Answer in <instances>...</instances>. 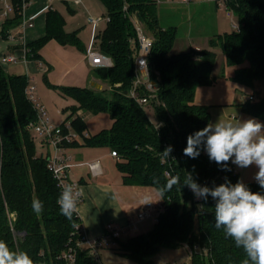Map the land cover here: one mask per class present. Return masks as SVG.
<instances>
[{"label":"trees","instance_id":"1","mask_svg":"<svg viewBox=\"0 0 264 264\" xmlns=\"http://www.w3.org/2000/svg\"><path fill=\"white\" fill-rule=\"evenodd\" d=\"M14 13L4 22L3 35L18 25L22 0H11ZM108 13L107 25L97 31L95 48L112 60L111 68L94 69V76L108 89L58 87L65 97L74 99L71 127L78 138L66 148H108L117 154V169L126 186L152 187L158 193L162 186L178 178L170 191H165L161 211L153 230L144 235L116 239L118 254L139 264H152L151 258L163 248H191L190 264H241L244 253L215 228L214 204L196 199L184 186L187 173L201 186L214 188L225 181L235 184L240 174L231 162L230 171L209 160L201 150L198 158L184 155L187 136L211 122L209 108L195 102L196 91L217 82L214 70L221 48L225 67H235L230 80L251 89L254 101H246L242 110L264 123V0H227L239 26L238 31L216 35L209 48L171 54L178 36L176 27L160 25L157 0H100ZM144 24L154 40L148 56L152 89L138 88L148 104L141 105L130 97L136 73L139 46L133 18ZM86 51L77 32L65 31V19L57 11L47 14L46 36L28 45L29 57L40 60L39 52L50 41ZM224 67V69H225ZM45 79H47L45 77ZM147 82V83H148ZM25 75H9L0 70V240L14 250H26L35 264H103L101 254L94 258L82 243V221L60 214L56 201L62 189L48 169L49 151L36 152L31 126L38 123V111L28 97ZM151 108L155 121L149 116ZM79 111L107 114L113 121L108 130L89 135ZM63 127V126H62ZM65 130V129H64ZM171 145L169 158L162 155ZM174 158V159H173ZM247 186L264 192L257 182ZM34 198L44 202L37 216L31 207ZM200 205H203L201 208ZM75 252V262L63 259Z\"/></svg>","mask_w":264,"mask_h":264},{"label":"crops","instance_id":"2","mask_svg":"<svg viewBox=\"0 0 264 264\" xmlns=\"http://www.w3.org/2000/svg\"><path fill=\"white\" fill-rule=\"evenodd\" d=\"M157 9L160 25L162 23L160 16L161 14L159 13L160 11L162 12L163 9H167V11L169 10V14H171V12L176 16H186V14H188V17H191L189 14L193 13H191L192 10L202 11L201 15L204 17V19H202V25L201 27H199L202 28V32L204 33V35L195 36L194 38L193 30L191 28V30H189L190 34L188 38L190 41L189 43H191L190 48L187 47L186 43L184 42L183 47L180 50L181 52L179 53H184L191 49L196 51L207 49L209 48L210 39L216 35H220L218 33V17L220 16L219 7L212 0L211 3L207 0H157ZM76 10L84 14L85 17L84 23H82V25L77 29L78 32L75 31L77 32L80 40L85 47V44L87 45V38L86 36L84 37L85 32H89L90 28H92L91 35L93 36V44L95 42L97 31L105 28V26H103V19L97 17L99 14L98 0H31L30 3L22 10L20 15L21 19L18 25L13 26L8 30L7 37L3 35L5 19L0 18V70H3L9 75H25L29 81V86L27 87V89L31 87L34 88L33 95L35 97L36 76L38 74H45L46 71L52 68L51 64H49V62L47 63L44 54L45 52L50 53L51 48L57 51V49L59 48L57 46L60 45L54 40L50 41L39 52L41 56L40 60H32L29 57L28 45L46 36L47 14L49 11L59 12L65 19V31L67 33H71L67 30V27L69 25L65 18V14L68 13L67 11L75 12ZM30 19L32 20L33 26L24 29L23 22L29 21ZM91 19H102V21L100 22L98 27H95L91 23ZM161 26L163 28H169V26L166 24ZM170 27H173V25H171ZM203 37H205V39ZM193 38L194 41H192ZM70 47L72 48V46ZM84 54L86 55L87 51H85ZM3 57H13L16 59V62L2 63ZM45 62L48 64V67L45 66ZM91 71L93 72L94 69L91 68ZM232 76L233 75H225L222 80H224V82H229V84H234L235 82L230 80V77ZM92 80L95 81L93 82V85L97 88L104 87V83H102L96 77H94ZM224 84L231 87V85H227V83ZM214 86L207 87L209 91H205L207 92V95L209 97H204V95H202V90L204 88L206 89V87L199 88L196 91L195 95V102L197 104L207 106L209 108L211 116L210 123H215L221 116L225 119L234 118L241 120L254 118L252 116L246 115L242 110L243 104H245L248 97L252 94H243V96L240 97V92L239 90H237L233 95L227 94L231 96V98L229 99V96L224 94L221 89L220 91H218V89H214L216 88ZM231 88L233 89V87ZM227 103H233V108L227 107ZM234 106L238 108L234 109ZM84 113L86 112L79 111L78 115L84 119ZM106 115L107 114L105 113H101L94 116L106 117ZM106 118H109V122L106 125L107 128L103 130H108L113 125V121L110 119V117L108 116ZM84 120L86 122L88 130L87 121L86 119ZM260 122L262 123V121ZM103 130H100L98 133ZM88 131L86 132V134H89ZM98 133L92 134V136L97 135ZM66 150L68 155H70L71 157L70 178L72 181L78 182L80 184V187H82L85 191V196L82 198V201L79 205L80 211L78 214L82 221V233L84 237L91 240L102 238L106 233L107 227H105V225L108 222L120 228L123 232H132L130 231V226L133 222L126 219L125 215L123 214V208L125 207L124 204L126 203L127 199L126 196L121 195L122 191H120L121 186H123L124 184L123 175L118 171L116 166L118 158L113 157L111 155L112 151H110V149L108 148L76 147L67 148ZM110 161L114 162L115 165H113V167L112 164H110ZM92 163H98V175H94L91 172L89 164ZM232 166L236 172H238V169H242L234 164H232ZM257 171L258 169L255 166H251V170L247 175V179L250 180L249 182H247V184L256 182L254 176ZM103 215L108 217V221L103 222L101 220ZM141 222L142 221H139L138 223ZM137 229L138 225L136 223V230ZM128 238L123 239L126 240Z\"/></svg>","mask_w":264,"mask_h":264},{"label":"rangeland","instance_id":"3","mask_svg":"<svg viewBox=\"0 0 264 264\" xmlns=\"http://www.w3.org/2000/svg\"><path fill=\"white\" fill-rule=\"evenodd\" d=\"M99 1V14L98 18H102L104 23L103 26L106 27L107 20H108V13L104 5ZM211 3V0H207ZM203 10V8H202ZM187 11V10H186ZM68 13L65 14V18L68 23L67 30L71 33L77 31L79 26L82 25L85 21L84 14L80 13L79 11H67ZM169 10L163 9L161 14V25H168L169 28L171 25L173 27L176 26L178 28V37L177 41L174 45L171 54H178L181 52V48L183 47L184 42L186 43L187 47L190 48L191 43H189V30H193V36H201L204 35L202 32V19L204 17L201 15L202 11H195L192 10L189 14L191 17L186 16H176L168 13ZM220 16L218 17V33L220 35L229 34L235 31L233 28L232 20L228 17L227 11L225 8L219 7ZM192 18V19H191ZM135 25H139L147 35H149L148 30L145 28L144 24H142L139 20L135 17L133 18ZM200 26V27H199ZM92 28H90L89 32H85L84 37L87 38V45L85 44L86 51H89L92 47V40L93 36L91 35ZM78 32V31H77ZM194 38L192 41H194ZM205 39V37H203ZM193 43V42H192ZM193 45V44H192ZM59 47L57 51L51 48L50 53L45 52L44 57L47 60V63L51 64L52 68L46 71L45 74H38L35 79V98L36 102L34 103L35 106L39 105L42 107L46 113V120L49 121L50 125L54 127H62L65 125H70L71 121L69 118L71 117L73 107H77V102L69 97H65L61 92L60 88H53V86L58 87H79V88H86L92 89L97 88L93 85L94 80H92L95 76L91 71V66L87 60V55L84 52L80 51L75 47L70 46H57ZM216 52L218 53L217 63L214 70V75L217 78V83L214 89H218L224 94L233 95L237 90L240 92V97L243 94H251L253 91L248 88H244L239 86L238 84H229V82H224L222 78L224 76H231L234 75L236 68L235 67H225V58L222 53L221 48H216ZM50 57V58H49ZM52 57V58H51ZM44 63L45 66L48 67V64ZM225 67V69H224ZM93 69V68H92ZM45 76L47 79H45ZM229 79V78H226ZM223 81V82H222ZM228 81V80H227ZM227 85H231L233 89ZM223 84V85H222ZM222 85V86H221ZM105 89H108L107 84H103ZM256 90L260 91L261 93L264 90L263 84L256 87ZM209 91L206 87L202 90V95L208 96L207 92ZM221 93V94H223ZM229 96V95H227ZM209 97V96H208ZM231 96H229V99ZM228 104V103H227ZM233 103L228 104L227 107H232ZM235 107V106H234ZM235 107L234 109H237ZM147 112L149 116L155 121L154 114L151 108H147ZM84 119H86L88 124V132L89 134H96L100 130H103L109 122V118L106 117H97L90 113H84ZM243 117V116H242ZM245 117V116H244ZM101 128V129H100ZM31 134L35 137V145H36V152L39 156H45L47 152L50 150L48 146L43 145L41 138L36 135L35 130H31ZM114 161V160H113ZM115 162V161H114ZM114 162L110 161L112 167ZM243 170V172H242ZM251 167L249 168H242L238 169V173L242 181L247 185L250 179H247V175L249 174ZM120 191H122L121 195L126 196V203L124 204L123 214L125 218L130 220L131 222H136L138 225V229L134 230L130 233L122 234L121 239L125 241V238L128 237H135L139 235H144L149 233L156 224V219L147 218L143 220L141 223H138V215L142 213H146L149 211H153L155 214H158L161 211L162 207V200L161 196L155 188L152 187H134V186H121ZM103 217L101 220L108 221V217ZM104 224V223H103ZM109 224L106 223L105 227ZM124 238V239H123ZM101 260H103L104 264H139L128 257L122 256L118 254V245L112 246H105L103 247L100 252ZM190 253L191 248L188 247H181V248H173V247H166L163 248L159 253L154 255L151 260L153 261L152 264H190Z\"/></svg>","mask_w":264,"mask_h":264},{"label":"clouds","instance_id":"4","mask_svg":"<svg viewBox=\"0 0 264 264\" xmlns=\"http://www.w3.org/2000/svg\"><path fill=\"white\" fill-rule=\"evenodd\" d=\"M201 150L222 170H231L229 162L239 168L255 166L258 171L254 179L264 189V123L255 118L241 120L221 116L215 123H209L187 136L184 155L196 159ZM172 151L173 147L169 145L162 155L169 158ZM177 183L178 178L159 189L161 200L164 192L170 191ZM184 186L198 200L206 202L210 196L215 201V228L222 229L225 238L231 239L235 247L242 250L244 258L241 264H264V192L252 191L242 180L235 184L226 180L214 188L201 186L191 173H187ZM84 196L82 187L63 185L56 201L60 214L72 220L74 214H79ZM31 207L39 216L44 211V202L34 198ZM0 264H35V261L28 251L14 250L6 241L0 240Z\"/></svg>","mask_w":264,"mask_h":264},{"label":"built area","instance_id":"5","mask_svg":"<svg viewBox=\"0 0 264 264\" xmlns=\"http://www.w3.org/2000/svg\"><path fill=\"white\" fill-rule=\"evenodd\" d=\"M31 0H22L21 11L30 3ZM217 4L218 7L225 8L228 14V17L232 20L233 28L235 31L239 30V26L235 20L233 12L227 6V0H212ZM15 10V6L12 4L11 0H0V18L7 19L10 17ZM102 19H91L93 26L98 27ZM108 21V20H107ZM33 23L30 19L29 21L23 22V28L32 27ZM137 40L139 46L138 56L136 57V73L133 87L130 91V97L134 100H138L141 105L146 106L148 101L146 98L139 96L138 88L145 86L147 90L152 89V84L148 82L149 80V65H148V56L151 53L154 40L146 34V32L139 26L136 25ZM87 60L89 65L93 69L98 68H111L113 63L112 60L102 54L99 50L95 48V42L92 44V47L87 51ZM16 59L13 57H3L2 63H15ZM147 77V79L144 78ZM148 82V83H147ZM34 88H28L26 93L30 100L34 103L35 97L33 95ZM248 101L253 102L255 99L253 96H249ZM38 111V123L31 126V130H35L36 135H38L43 145L48 146L49 157H48V169L53 174V177L58 182V185L61 187L67 184H74L80 187L78 182H74L70 178V169H71V157L67 153V148L65 144H70L78 138V135L73 131L71 124L65 125L63 127H54L50 125L49 121L46 120V113L42 107L39 105L36 106ZM65 129V130H64ZM113 157H118L115 152H112ZM89 168L94 175L99 174V165L98 163L89 164ZM82 201V199H81ZM160 213V212H159ZM158 214H155L153 211L142 213L138 215V220L143 221L147 218H155L157 221ZM130 231L136 230V223L133 222L130 226ZM82 231V230H81ZM123 232L120 228L109 224L106 229L105 235L96 240H91L88 238H83L82 243L89 247L91 255L99 259L100 250L105 246L115 245L116 239H121ZM63 259L68 262H75V252L70 251L64 255Z\"/></svg>","mask_w":264,"mask_h":264},{"label":"water","instance_id":"6","mask_svg":"<svg viewBox=\"0 0 264 264\" xmlns=\"http://www.w3.org/2000/svg\"><path fill=\"white\" fill-rule=\"evenodd\" d=\"M145 79H147V77H145Z\"/></svg>","mask_w":264,"mask_h":264}]
</instances>
